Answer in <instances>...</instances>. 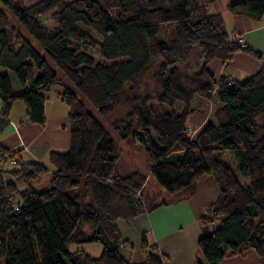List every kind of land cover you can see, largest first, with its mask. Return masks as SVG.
Returning a JSON list of instances; mask_svg holds the SVG:
<instances>
[{"label":"trees","instance_id":"1","mask_svg":"<svg viewBox=\"0 0 264 264\" xmlns=\"http://www.w3.org/2000/svg\"><path fill=\"white\" fill-rule=\"evenodd\" d=\"M23 1L0 0L10 15L0 10V72L18 82L12 93L0 73V131L15 101L28 123L44 126L45 95L58 86L70 140L65 152L49 153L47 165L15 161L10 170L14 152L0 147V264H164L144 234L142 261L119 255L129 243L118 221L168 201L144 196V174L114 172L122 150L111 131L142 146L148 178L171 196H190L197 182L213 176L219 195L199 219L194 264H219L247 250L264 260V63L243 80L207 69L239 53L258 62L263 56L229 38L219 13L207 14L215 0ZM228 9L260 20L264 0H235ZM151 102L170 110L155 112ZM197 110L208 111L210 121L191 139L187 120ZM46 174L48 186L33 188ZM71 244H98L101 253L93 258L70 251Z\"/></svg>","mask_w":264,"mask_h":264},{"label":"crops","instance_id":"2","mask_svg":"<svg viewBox=\"0 0 264 264\" xmlns=\"http://www.w3.org/2000/svg\"><path fill=\"white\" fill-rule=\"evenodd\" d=\"M223 12L224 10L217 11L221 15ZM233 15L230 18L234 30L231 39L235 40L234 34H243L241 44L259 51L263 56L262 62L239 53L226 64L212 60L207 63V69L216 77L226 76L243 80L254 75L264 63V16L260 20H252L243 14ZM55 102V105H47V99L45 101L44 126L28 123L24 116V105L18 101L13 103L6 119L2 120L5 126L0 131V147L14 152V159L9 163L11 168L15 161L47 165L50 152H65L68 149L70 134L67 107L65 109L60 105L63 103L57 96ZM204 113L203 110H197L190 117L199 123L196 126L199 129L191 139H194L200 128L210 121L209 116L206 120L202 117L201 114ZM218 195L219 189L213 176H207L196 183L192 195L184 197L183 193H177L172 195V200L168 201L167 205L136 216L135 219L142 229L141 233L147 235L146 240L151 248H155V251L165 257L164 264H194L199 256L196 243L203 233L199 219L204 215L205 207L214 203ZM142 259L141 253L133 262H140ZM219 264H264V260L254 251L247 250L241 255L228 257Z\"/></svg>","mask_w":264,"mask_h":264},{"label":"rangeland","instance_id":"3","mask_svg":"<svg viewBox=\"0 0 264 264\" xmlns=\"http://www.w3.org/2000/svg\"><path fill=\"white\" fill-rule=\"evenodd\" d=\"M36 1H38V0H24L23 4L29 5V4H32ZM66 1H70V0H66ZM234 1L235 0H215L214 2L209 3L206 6L207 14H218L217 11L219 12V10H224L222 15L220 13L219 14L221 15V17L223 19L224 31L229 38H231L232 34L234 33V30L232 28V22L233 21H231V19H230L231 16H234V15L229 11L228 6H229V4H232ZM0 10H2L10 18L8 11L6 10V8L4 7V5L1 2H0ZM48 20H50V19L45 18L44 22L48 23ZM89 36L95 43L100 44L101 40L96 34L91 32V33H89ZM233 38L239 42L240 41L242 42L243 34H241V33L234 34ZM198 51L199 50L197 48H195L194 54L190 59V64L192 66L193 71L196 69V58L198 55ZM90 55L96 59L97 58L96 49H92L90 51ZM44 58L47 59V57L45 55H44ZM197 66H198V63H197ZM0 73L8 75L10 85H11V92L12 93L18 92V82H17V79L15 78V76L8 70H1ZM57 76L59 78L63 79L64 82L67 83V81L64 78V76L62 75V73L58 70H57ZM68 86H70V85L68 84ZM59 91H61V88L58 86H55L51 89L50 92H48L45 95L47 97V103H46L47 105H50V104L55 105V103H56L55 98H56L57 93ZM76 94L86 104L87 109L96 118H99L96 109L89 106V104L78 93H76ZM18 102L21 104L20 101H18ZM60 105H62V107H64V108L66 107V106H64V104H60ZM150 106H151V108H153V110L155 112H161V111L168 112L170 110V108H168L167 106L161 105L157 102H151ZM203 111L205 112L204 113L205 115L204 114H201V115L206 120V117L209 116V112L206 110H203ZM196 117H200V116L196 115ZM204 123H206V122H204ZM198 124L199 123H196V121L193 117L189 118L187 120V127L189 128L190 137L195 133L196 130L199 129V127L196 128V126ZM206 124H208V123H206ZM204 126H202L200 128V130ZM111 136L114 139V141L116 142V144L119 145L121 150H122L121 156L119 158V161L116 164L114 172L119 176H125V175L129 174L132 170H136V171L144 174L147 177V185L145 186V190H144V196L145 197L150 196L152 193H157L162 198H165L167 201L172 200L171 199L172 196L169 195L164 190V188H162L159 184H157L151 178H148L150 163L145 158L142 146L135 139H132V138H129L128 140H122V139L118 138L112 131H111ZM226 162H228L229 165L231 163V161L227 155L225 158V163ZM10 168H11V165L9 163H7L5 166V169L10 170ZM233 170H234L236 176H238V172H237L235 167H233ZM48 179H49L48 174L42 176L39 180H37V182L33 183V188H35V189L46 188L48 186ZM238 179L240 180V182L242 184L247 182L245 179H242L240 177H238ZM135 218L136 217H134L131 221L119 220L117 223L118 228H119V232L121 235V239L125 240L127 243H129V245L125 244V245L120 246L118 248L119 255L124 260L131 262V263H133L134 260L138 259V257L142 253V250L140 248L141 235L144 234L145 237L147 236L145 233H141L142 229H141L140 223L137 222V220ZM68 249L70 251H76V250L83 251L86 254H89L93 258H97L101 253V246L98 244H79V245L71 244V245H69Z\"/></svg>","mask_w":264,"mask_h":264}]
</instances>
